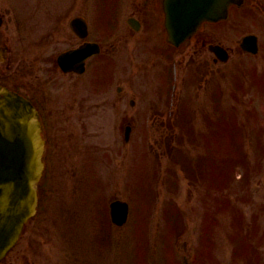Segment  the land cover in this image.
<instances>
[{
	"label": "rangeland",
	"instance_id": "1",
	"mask_svg": "<svg viewBox=\"0 0 264 264\" xmlns=\"http://www.w3.org/2000/svg\"><path fill=\"white\" fill-rule=\"evenodd\" d=\"M146 1L0 0V31L10 30L15 42L14 19L35 33L19 62L33 60L37 45L42 57L56 58L80 41L71 22L85 17L90 37L107 49L94 56L95 65L121 64L106 91L88 74L85 83L62 76L46 93L49 102L61 100V109L49 112L58 138L55 164L41 183L38 214L4 262L264 264V0L251 2L245 22L210 27L230 53L227 62L200 43L166 62L149 35ZM132 15L141 20L139 31L128 22ZM250 32L262 41L257 54L240 45ZM14 47L20 56L22 46ZM167 66L173 86L163 81ZM83 96L87 106L76 111ZM83 145L92 148L84 172ZM115 198L132 202L123 226L110 217Z\"/></svg>",
	"mask_w": 264,
	"mask_h": 264
},
{
	"label": "water",
	"instance_id": "2",
	"mask_svg": "<svg viewBox=\"0 0 264 264\" xmlns=\"http://www.w3.org/2000/svg\"><path fill=\"white\" fill-rule=\"evenodd\" d=\"M236 1L239 0H168L166 25L171 40L180 44L204 20L226 17L230 4ZM243 46L257 51L256 38L246 36ZM86 53V48L72 50L64 53L61 60L67 63L84 58ZM43 150L41 127L33 105L0 88V259L17 243L25 224L37 211ZM111 208L113 220L123 224L128 218V204L116 200Z\"/></svg>",
	"mask_w": 264,
	"mask_h": 264
},
{
	"label": "flooded vegetation",
	"instance_id": "3",
	"mask_svg": "<svg viewBox=\"0 0 264 264\" xmlns=\"http://www.w3.org/2000/svg\"><path fill=\"white\" fill-rule=\"evenodd\" d=\"M253 3H257L259 6L262 4V0H251ZM147 3V5H146ZM145 3V13L149 16H152L155 8L153 6L152 0H147ZM134 15V14H133ZM132 15V16H133ZM1 28V27H0ZM216 30V29H215ZM215 31L212 29H205L200 34L193 37V39L189 42L191 43H200L201 50L202 48L211 42L216 43L218 42L215 38ZM31 36L30 34H26L22 36V39L17 42L15 37V42H13V38L11 37L10 30H2L0 31V84L9 86L13 90H16L28 98H30L35 105L40 110V113L45 117H47L49 125L54 123L51 118V114L49 112L52 110V107L61 109V100L58 99L53 102H49L47 99H44L47 92H50L55 85L56 82H60L63 77L62 76H74L75 80L82 81L86 76L87 73H94V65L91 64V60H88L86 63V69L82 73H78L75 71L63 72L60 66L57 63V59L51 57L49 59H45L42 57V52L40 49V45L38 46V54L34 55L32 58L33 60H26L24 62H19V58L23 57L27 54L28 46L31 43ZM83 39H80L75 45L80 44L83 42ZM9 43L13 46L11 49L5 46V43ZM4 43V44H3ZM260 47H262L261 39L259 41ZM22 46L20 49V56L16 53L15 47ZM115 47V46H114ZM199 50V51H201ZM165 51L162 49V52ZM10 54V55H9ZM23 58H21L22 60ZM168 61V60H167ZM5 67V69H4ZM63 72V73H62ZM34 75V76H33ZM25 78V79H24ZM34 80L36 81V85L34 84ZM85 80V79H84ZM82 83H85V81ZM88 82L90 79L88 77ZM111 78H107L101 84V88L105 89L111 86ZM75 88V93L78 91V87ZM112 89V88H111ZM122 91V86L118 85L116 87V95L120 96ZM115 92V91H114ZM60 93V92H59ZM105 93V92H104ZM42 95V96H41ZM41 96V97H40ZM87 96L80 97V101L75 104L74 108L76 111L82 112L83 109L87 106ZM55 127L53 128L54 131V138L57 142L58 138L55 134ZM8 264V263H6Z\"/></svg>",
	"mask_w": 264,
	"mask_h": 264
}]
</instances>
